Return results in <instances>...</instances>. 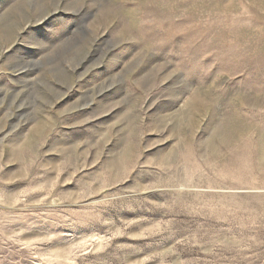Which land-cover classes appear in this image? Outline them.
Returning a JSON list of instances; mask_svg holds the SVG:
<instances>
[{
	"label": "rangeland",
	"instance_id": "374dc122",
	"mask_svg": "<svg viewBox=\"0 0 264 264\" xmlns=\"http://www.w3.org/2000/svg\"><path fill=\"white\" fill-rule=\"evenodd\" d=\"M0 264H264V0H0Z\"/></svg>",
	"mask_w": 264,
	"mask_h": 264
},
{
	"label": "snow or ice",
	"instance_id": "6c2138e0",
	"mask_svg": "<svg viewBox=\"0 0 264 264\" xmlns=\"http://www.w3.org/2000/svg\"><path fill=\"white\" fill-rule=\"evenodd\" d=\"M84 255H87V254H84Z\"/></svg>",
	"mask_w": 264,
	"mask_h": 264
}]
</instances>
